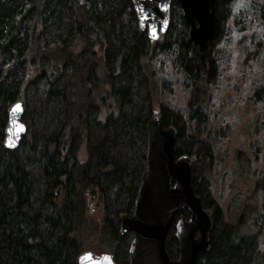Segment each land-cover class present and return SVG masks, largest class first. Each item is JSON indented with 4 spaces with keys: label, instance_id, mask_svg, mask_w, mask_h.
<instances>
[{
    "label": "trees",
    "instance_id": "16d2710c",
    "mask_svg": "<svg viewBox=\"0 0 264 264\" xmlns=\"http://www.w3.org/2000/svg\"><path fill=\"white\" fill-rule=\"evenodd\" d=\"M235 3L215 4V36L202 77L188 59L191 44L174 0L168 32L156 42L140 30L131 0H0V264H78L87 251L129 264L131 234L119 232V218L134 209L153 115L174 127V157L190 159L193 193L214 217L209 249L196 264H257L264 248V170L251 204L241 207L233 224L221 215L209 181L220 161L222 121L209 118L207 87L224 93L247 76L227 72L229 56L217 63V43L228 23L246 32L264 28V0L249 4L258 19L244 12L237 19L229 9ZM259 38L256 45L249 42L257 54L264 51V29ZM158 62L177 71L165 76ZM167 77L180 78V94ZM35 88L43 98L37 109L27 105ZM262 95L263 83L248 86L247 99ZM19 100L26 133L16 150L6 151V112ZM92 122L102 129L100 140L90 136ZM80 144L92 166L77 161ZM245 167L250 172L247 156ZM165 242L175 260L173 226Z\"/></svg>",
    "mask_w": 264,
    "mask_h": 264
},
{
    "label": "water",
    "instance_id": "95a60500",
    "mask_svg": "<svg viewBox=\"0 0 264 264\" xmlns=\"http://www.w3.org/2000/svg\"><path fill=\"white\" fill-rule=\"evenodd\" d=\"M180 8L191 47L188 59L199 75L206 77L205 49L215 36L217 0H174ZM141 31L149 42L167 33L172 0H131ZM18 106V107H17ZM24 107L17 101L8 107L3 147L16 150L25 135ZM145 167L136 193L133 212L119 218V232L131 234L129 264H196L207 252L214 217L201 205L190 182V159L174 157L176 131L162 125L161 115H153L146 124ZM188 213V219L185 218ZM173 226L178 256L169 257L165 238ZM78 264H113L112 256L84 252Z\"/></svg>",
    "mask_w": 264,
    "mask_h": 264
},
{
    "label": "rangeland",
    "instance_id": "374dc122",
    "mask_svg": "<svg viewBox=\"0 0 264 264\" xmlns=\"http://www.w3.org/2000/svg\"><path fill=\"white\" fill-rule=\"evenodd\" d=\"M235 1L236 5L239 4L238 7L230 6L229 9L234 12L237 19L238 17L240 19L239 14L243 12L251 14L254 19H258L254 7L250 9L251 6H249L252 0ZM239 21L246 22V25H249L247 18H242ZM228 25L230 27L226 28L221 34V42L217 43L219 45L215 56L218 60L217 63H221L219 61L220 57L227 60L229 56L227 72H232L234 76L241 75V73L247 76L244 77L242 84L234 79L231 82L234 89L224 93H221V91L216 92V88L214 89L212 86L207 87L208 94H210L209 99H211L208 103L211 111L209 118L210 120L215 119V123L219 120L222 121L220 130L217 131L220 134L217 136V140L222 139L220 142V161L219 164L213 163L209 181H211V187H213V191L218 197L221 215L226 221L233 224L239 217L241 207L251 204L249 198L253 192L254 184L264 170V95L246 98L248 86L254 83L264 84V51L257 54V51L253 49L254 47L249 44L250 41L254 45L258 44L256 41L260 40L259 36L264 28L258 26L254 29L252 26L253 29L246 32L240 25L237 27L236 24L231 26L228 23ZM251 35L252 38H249ZM161 64L163 63L158 62L156 66L163 68L166 73L165 76H170V71L171 73L177 71L171 64ZM179 79L167 77V83L170 86L173 85L176 89V85H180ZM176 90L179 94L182 92L180 86ZM250 90L255 91V86H252ZM40 92L36 88L30 89L27 94V105L29 107L37 109L41 106L43 98ZM181 103L180 97L177 98L176 104ZM34 130L39 132L38 127H35ZM210 132L212 134L216 132L215 124H212ZM90 136L95 141L100 140L102 137L101 127L94 122L90 125ZM211 139H213V136H211ZM76 152V159L79 163H90L92 166L93 159H89L85 145L80 144ZM240 154H242V157L239 156ZM244 155L248 157L251 168L248 173L245 171ZM94 215L99 216L100 210L96 211ZM256 261L257 264H264V248L263 253Z\"/></svg>",
    "mask_w": 264,
    "mask_h": 264
},
{
    "label": "snow or ice",
    "instance_id": "6c2138e0",
    "mask_svg": "<svg viewBox=\"0 0 264 264\" xmlns=\"http://www.w3.org/2000/svg\"><path fill=\"white\" fill-rule=\"evenodd\" d=\"M18 107V106H17Z\"/></svg>",
    "mask_w": 264,
    "mask_h": 264
}]
</instances>
